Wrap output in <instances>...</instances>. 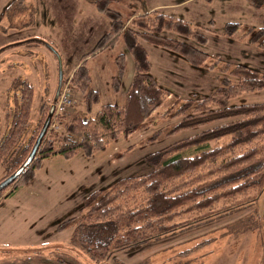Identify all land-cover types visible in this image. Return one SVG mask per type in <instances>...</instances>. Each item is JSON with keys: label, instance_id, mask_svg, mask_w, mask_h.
Here are the masks:
<instances>
[{"label": "rangeland", "instance_id": "obj_1", "mask_svg": "<svg viewBox=\"0 0 264 264\" xmlns=\"http://www.w3.org/2000/svg\"><path fill=\"white\" fill-rule=\"evenodd\" d=\"M11 1L0 0V136L14 107L10 88L13 78L24 77L34 87L29 131L36 127L39 105L53 104L59 73L62 81L67 80L77 62L109 27L108 18L95 9L92 0H24L13 5H20L22 10L3 14ZM165 1L178 0H112L111 6L122 13H143L150 5ZM165 12L189 21L207 37L205 44H199L165 33L206 52L207 59L195 67L176 53L142 42L152 65L151 74L169 95L127 137L118 138L90 157L81 152L71 159L51 156L30 184L3 199L10 189L0 195V264H42L38 263L41 257L54 259L59 255L81 264H264V187L247 198L220 202L203 219L113 251L99 261L71 244L73 223L56 229L60 222L80 213L92 191L108 189L124 177L149 173L153 166L147 155L200 130L165 133L180 118L172 114L181 101L203 98L220 85V78L226 75L220 71L222 62L264 71V50L240 40L249 28L264 27V6L255 8L246 0H193ZM227 22L240 24L229 37L222 33ZM116 52H123L126 58L119 92L112 90L111 76L106 78ZM88 65L92 85L101 94L93 110L104 103H121L134 73L132 57L123 42L95 54ZM75 97L77 103L67 109L71 113L84 110L78 95ZM256 102H264V90L229 100V104ZM55 119V129L61 132V116ZM4 175L0 163V179Z\"/></svg>", "mask_w": 264, "mask_h": 264}, {"label": "trees", "instance_id": "obj_2", "mask_svg": "<svg viewBox=\"0 0 264 264\" xmlns=\"http://www.w3.org/2000/svg\"><path fill=\"white\" fill-rule=\"evenodd\" d=\"M23 1L12 0L2 13L22 10L20 5H13ZM111 1H91L108 18L109 27L67 78L74 93L70 107L77 103L78 95L84 110L57 114L56 117L61 116V132L55 129L56 119L52 120L55 97L51 107L44 102L39 105L36 127L28 131L34 87L24 77L11 81L14 107L0 136V163L5 169L0 181L21 166L46 121L47 125L33 159L0 190L2 195L10 189L2 199L30 184L45 159L54 155L71 159L79 152L90 157L118 138L127 137L164 102L169 90L151 74L152 65L142 42L176 53L195 67L207 59L208 54L191 43L165 34L171 32L205 44L207 37L189 21L158 10L122 13L111 6ZM246 1L255 8L264 6V0ZM239 26L238 22H227L222 33L229 37ZM240 40L264 50V27L249 28ZM118 41L123 42L132 57L134 73L121 103H104L93 110L101 94L92 85L88 61ZM112 60V90L119 92L125 76V54L116 52ZM220 71L226 74L220 78V85L203 98L181 101L172 114L180 118L165 132L200 128L197 133L147 155L146 160L153 166L149 173L124 177L108 189L92 191L77 216L56 226L62 230L73 223L72 245L99 261L113 251L203 219L220 202L247 198L264 187V102L229 104L234 97L264 90V71L229 61L221 63ZM38 263L81 264L62 255L54 259L41 257Z\"/></svg>", "mask_w": 264, "mask_h": 264}, {"label": "built area", "instance_id": "obj_3", "mask_svg": "<svg viewBox=\"0 0 264 264\" xmlns=\"http://www.w3.org/2000/svg\"><path fill=\"white\" fill-rule=\"evenodd\" d=\"M73 102L74 93L70 87L69 80L62 81L52 107V120L54 121L57 114L67 110Z\"/></svg>", "mask_w": 264, "mask_h": 264}, {"label": "water", "instance_id": "obj_4", "mask_svg": "<svg viewBox=\"0 0 264 264\" xmlns=\"http://www.w3.org/2000/svg\"><path fill=\"white\" fill-rule=\"evenodd\" d=\"M61 77H62V75H61V73H59V80H58V86H57V89H56V92H55V98H56V96L58 94V89H59ZM46 125H47V121L44 124V126H43V128H42V130H41V132L39 134V137L35 141V143H34L32 149H31L29 155L27 156L25 161L21 164V166L16 171H14L12 174H10L9 176L5 177L3 180L0 181V190L4 189L6 186H8L23 171L25 166H27L30 163V161L33 159L35 151H36V148H37L38 143H39L40 136L44 132V130L46 128Z\"/></svg>", "mask_w": 264, "mask_h": 264}, {"label": "crops", "instance_id": "obj_5", "mask_svg": "<svg viewBox=\"0 0 264 264\" xmlns=\"http://www.w3.org/2000/svg\"><path fill=\"white\" fill-rule=\"evenodd\" d=\"M190 1H193V0H178V1H165V2H161L160 4H158V3H156V4H153V5H150L148 8H146V10L144 11V12H149V11H151V10H158V11H161V12H164V13H166L165 11H167V10H171V9H175V8H178V7H181L183 4L184 5H186L187 4V2H190ZM77 64H78V62H77ZM77 64H76V66H77ZM75 66V67H76ZM74 67V68H75ZM73 68V69H74ZM110 71V73L108 74V73H106V78H108L109 76H111V69L109 70ZM175 77H177V76H175ZM101 78H103V76L101 77ZM178 78V77H177ZM180 78V77H179ZM183 82L185 81V79L184 78H180ZM54 156H56V155H54ZM53 156V157H54ZM44 163V162H43ZM42 167H43V165H42ZM41 167V168H42ZM40 168V169H41ZM39 169V170H40ZM35 177H36V175H35Z\"/></svg>", "mask_w": 264, "mask_h": 264}]
</instances>
